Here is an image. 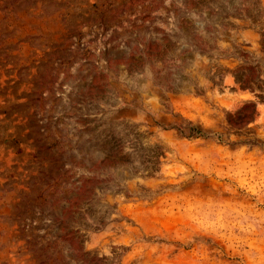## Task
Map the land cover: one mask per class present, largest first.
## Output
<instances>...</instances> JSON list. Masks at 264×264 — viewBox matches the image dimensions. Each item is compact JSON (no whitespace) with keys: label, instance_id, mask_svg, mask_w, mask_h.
<instances>
[{"label":"rangeland","instance_id":"1","mask_svg":"<svg viewBox=\"0 0 264 264\" xmlns=\"http://www.w3.org/2000/svg\"><path fill=\"white\" fill-rule=\"evenodd\" d=\"M0 264H264V0H0Z\"/></svg>","mask_w":264,"mask_h":264}]
</instances>
